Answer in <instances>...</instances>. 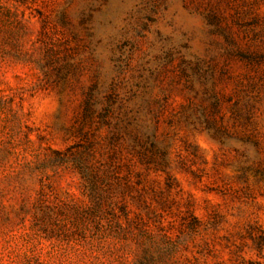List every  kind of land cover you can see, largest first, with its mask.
<instances>
[{"label":"rangeland","instance_id":"rangeland-1","mask_svg":"<svg viewBox=\"0 0 264 264\" xmlns=\"http://www.w3.org/2000/svg\"><path fill=\"white\" fill-rule=\"evenodd\" d=\"M0 264H264V0H0Z\"/></svg>","mask_w":264,"mask_h":264}]
</instances>
